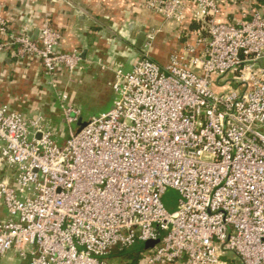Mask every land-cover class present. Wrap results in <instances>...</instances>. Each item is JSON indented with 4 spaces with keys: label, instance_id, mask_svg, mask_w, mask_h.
<instances>
[{
    "label": "built area",
    "instance_id": "built-area-1",
    "mask_svg": "<svg viewBox=\"0 0 264 264\" xmlns=\"http://www.w3.org/2000/svg\"><path fill=\"white\" fill-rule=\"evenodd\" d=\"M227 1L146 0L179 28L192 3L202 25L195 44L185 41L161 66L149 31L132 70L113 69V107L70 129L63 146L43 117L0 105V157L16 172L15 185L0 179V257L264 264V7L244 21H219ZM0 35V60L8 52L37 59L54 87L59 70L71 78L83 70L78 51L57 50L62 35L48 21L33 40L11 33L0 15ZM58 99L67 123H78L68 94ZM169 189L180 194L175 212L163 204ZM139 242L155 244L140 262L110 258Z\"/></svg>",
    "mask_w": 264,
    "mask_h": 264
},
{
    "label": "crops",
    "instance_id": "crops-1",
    "mask_svg": "<svg viewBox=\"0 0 264 264\" xmlns=\"http://www.w3.org/2000/svg\"><path fill=\"white\" fill-rule=\"evenodd\" d=\"M145 2L0 0V15L8 21L11 33L26 34L38 39L48 21L62 35L57 50L62 53L78 51L83 67L72 78L66 70H59L54 77V87L50 85L39 60H21L8 52L0 60V105L8 106L25 118L43 117L46 127L57 134V144L63 146L70 131L66 134L62 126L63 112L59 106V93H67L69 103L76 107V96L86 86L108 84L112 87L115 78L113 69L123 65L125 71H131L135 59L141 55L136 41L142 29H145L146 34L151 30L156 31L152 58L161 66L168 65L173 54L183 53L185 41L195 44L202 25L192 17V3H189L187 18L179 28L176 23L165 21L149 11ZM260 7H264V0H228L218 20L230 23L244 21L253 9ZM180 30L183 31L182 39L179 38ZM2 39L0 35V41ZM84 52L85 59H82ZM72 131H79L78 126L77 130ZM0 179L15 185L16 172L1 157ZM6 217L7 210L0 198V221ZM146 250L145 245L144 250L136 248L125 253L114 252L110 258L114 262H127L131 259L137 263ZM0 264H27V261L13 250L0 257Z\"/></svg>",
    "mask_w": 264,
    "mask_h": 264
},
{
    "label": "rangeland",
    "instance_id": "rangeland-1",
    "mask_svg": "<svg viewBox=\"0 0 264 264\" xmlns=\"http://www.w3.org/2000/svg\"><path fill=\"white\" fill-rule=\"evenodd\" d=\"M115 92L108 84H96L92 86H86V88L80 91V94L76 96V108L81 109V118L88 122L93 117L99 116L102 112L109 111L115 101ZM70 105V103H68ZM61 111L62 107L59 104ZM62 126L65 129V133H69V129L77 130V123L69 125L66 121V117L63 112V119H61ZM59 133V132H58ZM180 200V194L174 189H169L163 196V204L169 212H175L178 208ZM144 243H137L132 249L144 250ZM231 260H234L231 258Z\"/></svg>",
    "mask_w": 264,
    "mask_h": 264
},
{
    "label": "water",
    "instance_id": "water-1",
    "mask_svg": "<svg viewBox=\"0 0 264 264\" xmlns=\"http://www.w3.org/2000/svg\"><path fill=\"white\" fill-rule=\"evenodd\" d=\"M146 35L147 34H146L145 29H142L140 34L138 35V38H137V41H136V47L137 48H142L143 47L144 41L146 39ZM82 59H85V52L82 55ZM86 125H87V122L84 121L83 118H80L79 122L77 123V126H78L79 130L83 129ZM154 245H155L154 243H148L146 245V247L152 248Z\"/></svg>",
    "mask_w": 264,
    "mask_h": 264
},
{
    "label": "trees",
    "instance_id": "trees-1",
    "mask_svg": "<svg viewBox=\"0 0 264 264\" xmlns=\"http://www.w3.org/2000/svg\"><path fill=\"white\" fill-rule=\"evenodd\" d=\"M33 40H36L34 37H31ZM140 49V52L142 53V51H143V47L142 48H139ZM141 59V55H139L136 59H135V62H134V65L136 64V62L138 61V60H140ZM134 65H133V67H134ZM132 67V68H133ZM116 252V251H115ZM136 262V261H135Z\"/></svg>",
    "mask_w": 264,
    "mask_h": 264
}]
</instances>
